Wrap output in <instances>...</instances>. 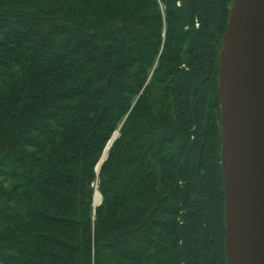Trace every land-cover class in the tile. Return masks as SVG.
<instances>
[{
	"label": "trees",
	"instance_id": "16d2710c",
	"mask_svg": "<svg viewBox=\"0 0 264 264\" xmlns=\"http://www.w3.org/2000/svg\"><path fill=\"white\" fill-rule=\"evenodd\" d=\"M232 1L160 0L163 20L157 0H0V179L21 180L0 184V264L129 263L163 250L159 237L176 264H227L219 57Z\"/></svg>",
	"mask_w": 264,
	"mask_h": 264
},
{
	"label": "water",
	"instance_id": "95a60500",
	"mask_svg": "<svg viewBox=\"0 0 264 264\" xmlns=\"http://www.w3.org/2000/svg\"><path fill=\"white\" fill-rule=\"evenodd\" d=\"M219 88L227 264H264V0H233Z\"/></svg>",
	"mask_w": 264,
	"mask_h": 264
},
{
	"label": "rangeland",
	"instance_id": "374dc122",
	"mask_svg": "<svg viewBox=\"0 0 264 264\" xmlns=\"http://www.w3.org/2000/svg\"><path fill=\"white\" fill-rule=\"evenodd\" d=\"M157 1H158V6H159V11L161 13L162 19L164 20L165 14H164L163 5L161 4L160 0H157ZM165 38H166V33H165V25H164L163 30H162V36H161L162 43H164ZM162 43H161L160 53L159 54L162 53V49H163V46H162L163 44ZM186 48H187V42L184 43V44H181V45H176V43L175 44L171 43L170 46H169L168 51L166 50L167 52L165 51L164 54H163L165 59L162 62H160V63L157 62V60H155L154 65H152L150 68H147L148 70H147V75H146V83H149L152 78H155L154 76H155V71H156L157 68L165 69L167 67H170V66L175 64V62L178 60V58L180 56L184 57ZM140 63H142V62H140ZM141 70H142V65L141 64H137L136 67H134V69L132 70L131 74L128 76V79L129 80L135 79L138 76V74L140 73ZM153 93H154L155 99H157V102L160 104V109L162 110V112L168 114V116L172 119L171 112L169 111L170 99H169L167 93L162 88H160V89H159V87L156 88V86H155V89H154ZM137 98H138V96L135 98V100ZM125 120H126V116L122 120L121 124L124 123ZM104 154H103V156H104ZM20 183H21V180L19 178L5 177V178H1L0 179V184L5 189H10V188L12 189L14 186H16V185H18ZM98 185L99 184H98V181H97L94 184V186H93V188H94L93 207H94V204H95V193H96V191H98L100 196H101L98 206H100L101 203L103 202V198H102V195H101V193L99 191ZM130 208H131V206H129V204H128V206L126 208V212H128ZM5 228H9V226H7ZM2 230L3 229H2V227L0 225V234L2 233ZM7 230H9V229H7ZM10 230H12V229H10ZM0 237H2V236H0ZM172 241H173L172 238L170 240H166V239H163V238L159 237V243L164 245L163 246L164 249L161 250L163 252V255H162L163 258H161L160 260L155 261L156 256L161 254V251L158 250V252H156L154 254L151 251V255H150V253L145 252L143 255H141L140 258H138V261H137V259H135L136 261H132V262H129V263L120 261V264H176L175 261H174L175 259L172 256L173 251L171 250V247H170L171 244H172ZM163 247H160V248H163ZM166 249H167L168 252L166 251ZM166 252L169 253L170 255L169 256L166 255L165 254ZM113 263L117 264L118 262L114 261Z\"/></svg>",
	"mask_w": 264,
	"mask_h": 264
},
{
	"label": "bare ground",
	"instance_id": "6f19581e",
	"mask_svg": "<svg viewBox=\"0 0 264 264\" xmlns=\"http://www.w3.org/2000/svg\"><path fill=\"white\" fill-rule=\"evenodd\" d=\"M116 136H119V132L117 131V133H116ZM117 139V138H116ZM115 139V140H116ZM114 140V141H115ZM113 141V142H114ZM108 153V152H107ZM107 153H106V155L101 159V161H100V163L102 162V160H103V162H104V160H105V158H106V156H107ZM99 163V164H100ZM98 167H99V165L97 166V169H98ZM100 198H101V196H100V194H99V192L98 191H96V193H95V205H98L99 204V202H100Z\"/></svg>",
	"mask_w": 264,
	"mask_h": 264
}]
</instances>
